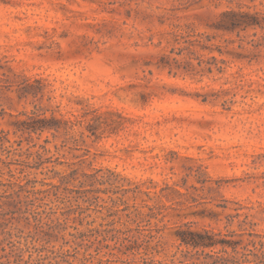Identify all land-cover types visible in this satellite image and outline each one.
I'll return each mask as SVG.
<instances>
[{
  "label": "rangeland",
  "instance_id": "obj_1",
  "mask_svg": "<svg viewBox=\"0 0 264 264\" xmlns=\"http://www.w3.org/2000/svg\"><path fill=\"white\" fill-rule=\"evenodd\" d=\"M0 264H264V0H0Z\"/></svg>",
  "mask_w": 264,
  "mask_h": 264
},
{
  "label": "trees",
  "instance_id": "obj_2",
  "mask_svg": "<svg viewBox=\"0 0 264 264\" xmlns=\"http://www.w3.org/2000/svg\"><path fill=\"white\" fill-rule=\"evenodd\" d=\"M221 15H222V19L219 22V28L225 31H228V32H233L240 27L246 28L247 26L253 23L249 20L251 15L244 11L233 10V9L226 10L222 12ZM38 121H40V124L33 125L34 129L44 130L46 128H49V129L55 128L56 130H59L62 127L67 129V127L69 126V122L73 123L72 121L62 120L54 116L51 117V119H49L50 124L44 122L46 121L45 118H38ZM77 174H78L77 169H73L70 172V176L74 177L75 179L80 178V175L77 176ZM91 176L92 175L87 172L81 173V177L85 178L84 180L81 179V183L85 184L88 181V178ZM137 188H138V185H137ZM81 191L90 192L91 190L86 189V190H81ZM147 192H150V191L147 190ZM54 194L57 195L58 193L56 192ZM150 209L154 210V207H150ZM138 215L141 218H145V215L142 212H139ZM153 215H154V212L151 215L149 214L150 217H152ZM177 236L183 243L187 245H191L194 248L205 249L208 247H215L219 244L223 246L227 245V242L225 240H221L217 238L216 233H214L213 231L209 229H203L202 231H200V230H193L191 228H187L186 230H181L177 232Z\"/></svg>",
  "mask_w": 264,
  "mask_h": 264
}]
</instances>
